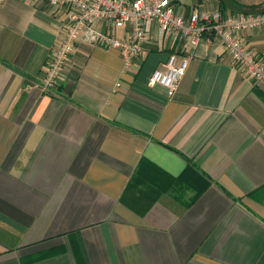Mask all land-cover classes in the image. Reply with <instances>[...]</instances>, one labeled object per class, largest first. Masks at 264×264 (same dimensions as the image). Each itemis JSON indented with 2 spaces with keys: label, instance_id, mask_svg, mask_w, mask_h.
Masks as SVG:
<instances>
[{
  "label": "crops",
  "instance_id": "0c3cea01",
  "mask_svg": "<svg viewBox=\"0 0 264 264\" xmlns=\"http://www.w3.org/2000/svg\"><path fill=\"white\" fill-rule=\"evenodd\" d=\"M64 34L46 0H0V264H264V80L153 22L132 69L80 41L44 92ZM240 37L264 61V28ZM173 54L188 69L171 98L149 80Z\"/></svg>",
  "mask_w": 264,
  "mask_h": 264
},
{
  "label": "built area",
  "instance_id": "2783aa9c",
  "mask_svg": "<svg viewBox=\"0 0 264 264\" xmlns=\"http://www.w3.org/2000/svg\"><path fill=\"white\" fill-rule=\"evenodd\" d=\"M33 5L37 0H20ZM63 18L65 34L52 51L47 67L39 81V88L50 92L64 76L75 46L82 41L115 49L125 60V70L133 68L135 60L146 55L144 44L153 22L160 27L161 35L174 34L191 47L201 42L220 43L232 63L244 71L247 77L264 80V61L246 48L241 33L264 28V14L224 16L220 11L208 14L194 9L189 18L177 13L170 0H46ZM111 25L126 29L125 37L106 33L98 26ZM188 69V60L178 61L171 55L164 68L157 69L149 80L150 86L161 85L172 98Z\"/></svg>",
  "mask_w": 264,
  "mask_h": 264
},
{
  "label": "water",
  "instance_id": "95a60500",
  "mask_svg": "<svg viewBox=\"0 0 264 264\" xmlns=\"http://www.w3.org/2000/svg\"><path fill=\"white\" fill-rule=\"evenodd\" d=\"M228 9L243 15H261L264 14V6L245 8L235 4L232 0H220Z\"/></svg>",
  "mask_w": 264,
  "mask_h": 264
},
{
  "label": "trees",
  "instance_id": "16d2710c",
  "mask_svg": "<svg viewBox=\"0 0 264 264\" xmlns=\"http://www.w3.org/2000/svg\"><path fill=\"white\" fill-rule=\"evenodd\" d=\"M235 4L243 7L242 5H240L239 3H237L236 1L232 0ZM220 6L222 8V10H229L222 2H220ZM235 13V12H234Z\"/></svg>",
  "mask_w": 264,
  "mask_h": 264
},
{
  "label": "rangeland",
  "instance_id": "374dc122",
  "mask_svg": "<svg viewBox=\"0 0 264 264\" xmlns=\"http://www.w3.org/2000/svg\"><path fill=\"white\" fill-rule=\"evenodd\" d=\"M239 1L246 2V0H239Z\"/></svg>",
  "mask_w": 264,
  "mask_h": 264
}]
</instances>
